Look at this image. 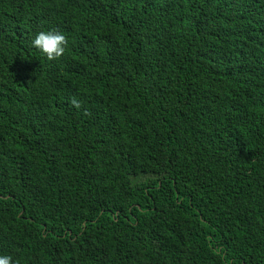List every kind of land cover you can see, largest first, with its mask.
<instances>
[{
	"label": "trees",
	"instance_id": "1",
	"mask_svg": "<svg viewBox=\"0 0 264 264\" xmlns=\"http://www.w3.org/2000/svg\"><path fill=\"white\" fill-rule=\"evenodd\" d=\"M0 255L264 264V0H0Z\"/></svg>",
	"mask_w": 264,
	"mask_h": 264
},
{
	"label": "clouds",
	"instance_id": "2",
	"mask_svg": "<svg viewBox=\"0 0 264 264\" xmlns=\"http://www.w3.org/2000/svg\"><path fill=\"white\" fill-rule=\"evenodd\" d=\"M32 46L44 54L49 61H56L62 58L68 47V38L58 31H40L32 40ZM72 103L79 107V102ZM218 251H220L218 249ZM0 264H13L11 255H0Z\"/></svg>",
	"mask_w": 264,
	"mask_h": 264
}]
</instances>
